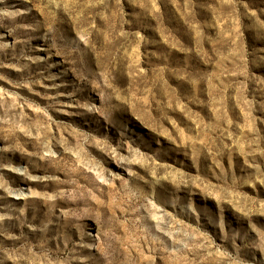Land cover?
I'll use <instances>...</instances> for the list:
<instances>
[{
  "label": "rangeland",
  "instance_id": "obj_1",
  "mask_svg": "<svg viewBox=\"0 0 264 264\" xmlns=\"http://www.w3.org/2000/svg\"><path fill=\"white\" fill-rule=\"evenodd\" d=\"M0 264H264V0H0Z\"/></svg>",
  "mask_w": 264,
  "mask_h": 264
}]
</instances>
